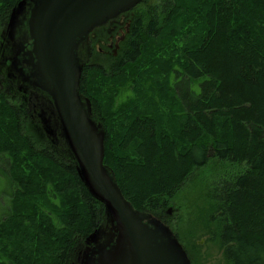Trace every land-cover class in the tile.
Listing matches in <instances>:
<instances>
[{
    "label": "trees",
    "instance_id": "16d2710c",
    "mask_svg": "<svg viewBox=\"0 0 264 264\" xmlns=\"http://www.w3.org/2000/svg\"><path fill=\"white\" fill-rule=\"evenodd\" d=\"M21 1L0 0V23ZM179 14L200 18L204 35L173 70L175 110L115 111L128 72ZM129 33L107 70L83 65V47L79 55L80 94L104 124V164L133 209L155 216L216 161L226 169L205 193V231L224 264H264V0H166L137 16ZM37 95L60 127L50 97ZM24 118L23 106L0 91V160L11 190L0 212V264H71L79 242L98 230L103 204L86 188L66 139L38 148Z\"/></svg>",
    "mask_w": 264,
    "mask_h": 264
},
{
    "label": "water",
    "instance_id": "95a60500",
    "mask_svg": "<svg viewBox=\"0 0 264 264\" xmlns=\"http://www.w3.org/2000/svg\"><path fill=\"white\" fill-rule=\"evenodd\" d=\"M143 1L24 0L12 24L14 37L27 21L32 41L24 56L27 82L50 97L80 177L106 206L107 226L87 240L80 264H191L170 227L153 214L138 213L124 198L104 164V130L80 94L79 55L90 33Z\"/></svg>",
    "mask_w": 264,
    "mask_h": 264
},
{
    "label": "rangeland",
    "instance_id": "374dc122",
    "mask_svg": "<svg viewBox=\"0 0 264 264\" xmlns=\"http://www.w3.org/2000/svg\"><path fill=\"white\" fill-rule=\"evenodd\" d=\"M164 1L166 0H144L131 12L122 14L119 18L108 21L105 26L98 27L91 32L83 45V65L108 68L122 52L130 35L133 20L163 4ZM19 4L11 9L0 23V91L8 96L13 105L23 106L25 131L35 139L37 147L51 148L52 144H58L60 136L64 139L61 128L57 123H53L54 119L48 115L47 109L40 106L38 91L28 84L24 66L16 61L19 48L21 50L20 44L25 43L18 34L19 30L14 37H11L12 24L18 16ZM175 19V25L156 41L157 44L153 46V50L148 55H145L143 62H140L134 71L128 72L129 83L119 88L120 93L115 111L124 112L132 106L139 107L141 111L153 107L156 113L168 115L169 110H175V103L170 101L171 96L174 95L173 70L180 67L183 61V50L198 45L204 35L200 18L189 19L179 14ZM151 53L154 56L153 60H151ZM99 79L94 78V81L99 82ZM136 83L143 85L142 90L138 89L142 91L139 94L134 87ZM129 84L135 91L129 87ZM194 89L198 94L202 91L200 86H195ZM165 96L169 97L173 108L170 109V102H166ZM87 102L91 105L90 99H87ZM99 125L105 132L104 124L99 122ZM225 169L216 161H212L208 167L198 172L197 180L191 183L171 206L163 208L155 215L178 235L177 238L186 249L191 264H224L223 254L219 246L210 240V236L205 231L204 220L201 218L206 209L205 193L210 185L225 173ZM0 171L3 179L0 178V212L1 208H4V212L7 213L11 190L7 188L9 182L5 180L9 178V166L6 159L0 160ZM98 212L100 226L97 231L105 230L107 226L106 206L98 207ZM0 218L3 217L0 216ZM87 240L79 242L71 264H80L81 255L87 247Z\"/></svg>",
    "mask_w": 264,
    "mask_h": 264
},
{
    "label": "flooded vegetation",
    "instance_id": "af4514ba",
    "mask_svg": "<svg viewBox=\"0 0 264 264\" xmlns=\"http://www.w3.org/2000/svg\"><path fill=\"white\" fill-rule=\"evenodd\" d=\"M28 11H29V9H28ZM27 18H28V16H27ZM18 30H19L18 34H20L22 40H24L25 43L20 44L21 50L19 48L17 55L15 54L16 55V61L19 63V65L24 66V70L26 73L27 66L24 64V61H25L24 56L28 51H30L31 45H32V41H31V38L29 35V28H28L27 21H25L24 24ZM86 246H87V244H86ZM86 249H87V247H86Z\"/></svg>",
    "mask_w": 264,
    "mask_h": 264
}]
</instances>
